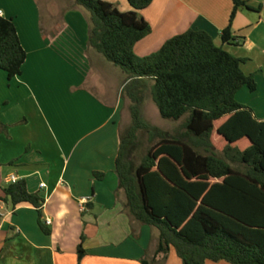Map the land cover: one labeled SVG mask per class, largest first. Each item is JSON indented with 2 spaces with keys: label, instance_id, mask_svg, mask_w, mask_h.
I'll return each mask as SVG.
<instances>
[{
  "label": "crops",
  "instance_id": "0c3cea01",
  "mask_svg": "<svg viewBox=\"0 0 264 264\" xmlns=\"http://www.w3.org/2000/svg\"><path fill=\"white\" fill-rule=\"evenodd\" d=\"M103 1L121 12L133 10L128 0ZM244 1L253 10L241 7L232 24L233 35L244 37V43L220 46L236 58L256 60L249 71L247 62L242 69L255 76L257 90L244 88L236 96L251 108L245 102L249 97L264 101V5ZM42 4L0 0L2 17L14 20L27 52L20 76L10 80L0 70V197L8 176L25 180L29 192L45 200L42 218L51 221L46 224L51 234L41 229L31 204L2 202L0 264H182L174 248L166 259L155 255L159 231L130 217L119 189L116 159L125 107L130 106L122 96L126 76L89 48L84 9L75 2H53L44 14ZM57 5L60 22L54 20ZM233 9V0H154L139 12L152 32L136 44L135 53L149 56L190 29L205 31L216 42ZM245 48L256 53L243 56ZM251 109L264 121V114ZM83 235L86 255L79 262Z\"/></svg>",
  "mask_w": 264,
  "mask_h": 264
},
{
  "label": "trees",
  "instance_id": "16d2710c",
  "mask_svg": "<svg viewBox=\"0 0 264 264\" xmlns=\"http://www.w3.org/2000/svg\"><path fill=\"white\" fill-rule=\"evenodd\" d=\"M153 1L128 0L133 10L121 12L103 0H74L89 16V48L126 76L122 96L130 101L131 125L121 134L116 159L125 208L134 221L159 231L157 257L166 259L174 248L182 264H264V121L236 99L244 88L257 90L255 76L243 72L246 59L200 30L138 56L136 44L152 32L139 12ZM233 3L220 36L223 44L240 46L245 38L233 35V21L241 7L253 8L244 0ZM26 60L14 20L0 17V70L12 80ZM150 89L164 119L185 118L179 131H163L143 118ZM140 132L153 145L137 164ZM2 202L31 204L41 229L51 234L42 218L45 200L30 193L25 180L4 188L0 207ZM84 240L83 235L79 262L86 255Z\"/></svg>",
  "mask_w": 264,
  "mask_h": 264
},
{
  "label": "rangeland",
  "instance_id": "374dc122",
  "mask_svg": "<svg viewBox=\"0 0 264 264\" xmlns=\"http://www.w3.org/2000/svg\"><path fill=\"white\" fill-rule=\"evenodd\" d=\"M40 1L42 4L43 0H40ZM62 1H65L66 3H73L74 2V0H49V1L45 0L46 4H44V3L42 4L43 5V13L44 14L48 13V11L50 10V6L52 5L53 2L54 3H57V2L62 3ZM54 8H55V12H56V15H54V20H55V22H60L61 21L60 7L57 5ZM221 42H222L221 39L220 40L217 39V41L215 43L218 46H220ZM242 48L243 47H241V49ZM243 51L246 54L245 53H242V54H243V56H246V57H250L249 55H254L256 53V51H253L250 54V52L248 51L247 48L243 49ZM255 64H256V60H254L253 62L247 60V68L245 67V71H249L250 69H252L255 66ZM250 94H251V96L254 95V93H250ZM245 102L249 103V105H251L250 107L253 108L254 110H256V112L259 115L264 114V101L259 97V95H256L255 97L254 96L249 97ZM128 106H129V103H127L126 107H125L126 114L124 116V121H123V125H122L123 132H125V130L131 125V115H130ZM142 115H143V118L148 123H150L151 125L156 126V127L160 128L161 130L167 131L170 133H175L176 131H179L185 122V118L180 120V121L164 119L161 116L158 107L156 106V104L153 101L151 89L146 93L145 101H144V104L142 107ZM139 140H140V146H139V148L135 154V162L137 164H139L141 162V160L145 156L147 150L153 145L149 140V135L145 132L139 133Z\"/></svg>",
  "mask_w": 264,
  "mask_h": 264
},
{
  "label": "built area",
  "instance_id": "2783aa9c",
  "mask_svg": "<svg viewBox=\"0 0 264 264\" xmlns=\"http://www.w3.org/2000/svg\"><path fill=\"white\" fill-rule=\"evenodd\" d=\"M262 5H264V0H262ZM2 16H3V12L0 11V17H2ZM5 180H6V182H7L8 185L15 184V183H17V182L20 181L19 178L17 176H15V175L8 176ZM41 187H44V184L41 185ZM46 224L47 225H50L51 224V221L49 219L46 220Z\"/></svg>",
  "mask_w": 264,
  "mask_h": 264
}]
</instances>
